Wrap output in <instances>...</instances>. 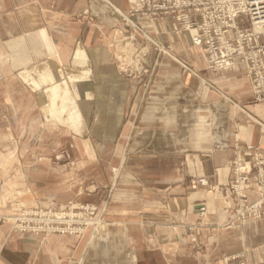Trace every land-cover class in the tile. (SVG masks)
<instances>
[{"label":"crops","instance_id":"1","mask_svg":"<svg viewBox=\"0 0 264 264\" xmlns=\"http://www.w3.org/2000/svg\"><path fill=\"white\" fill-rule=\"evenodd\" d=\"M136 5L0 0V206L9 205L0 210L57 199L28 185L27 168L37 170L35 184L54 173L37 156L28 160L21 143L28 134L42 141L44 120L70 137L62 147L68 157L83 153L76 167L102 166L98 179L82 175L98 192L81 199L99 207L106 199L102 221L80 238L16 233L0 222V264H221L241 250L252 264H264V218L236 223L230 199L187 186L194 176L226 182L223 164L235 133L264 142L252 119L264 121V102L252 100L241 64L236 72L209 69L205 53L187 31H175L169 15H131L148 38L136 30L130 47L127 37L117 43L120 13ZM144 38L171 48L155 49L151 40L143 46ZM43 145L31 150L50 151ZM111 166L117 172L110 174ZM188 230L202 254L189 248Z\"/></svg>","mask_w":264,"mask_h":264},{"label":"built area","instance_id":"2","mask_svg":"<svg viewBox=\"0 0 264 264\" xmlns=\"http://www.w3.org/2000/svg\"><path fill=\"white\" fill-rule=\"evenodd\" d=\"M132 12L151 20L162 15L175 19L178 24L175 31L189 33L191 43L205 53L211 70L236 72L241 64L252 100L264 102V0H137ZM132 25L142 31L138 22ZM181 66L192 70L184 62ZM257 122L259 130L264 132V123ZM231 150L225 165L228 172L225 183H209L205 176H194L189 178L188 186L209 187L219 194L221 189L231 201L232 220L261 219L264 217V147L236 135ZM104 207L105 200L100 207L80 199L61 202L58 206L38 204L33 209L20 210L18 218L25 221L19 219L16 228L40 234L79 236L86 228L95 229L100 224Z\"/></svg>","mask_w":264,"mask_h":264},{"label":"rangeland","instance_id":"3","mask_svg":"<svg viewBox=\"0 0 264 264\" xmlns=\"http://www.w3.org/2000/svg\"><path fill=\"white\" fill-rule=\"evenodd\" d=\"M120 15H121L120 21L122 23V27H121V29L118 28L117 26L114 27L113 36L115 37L114 39L116 40L117 43H119V41L122 38L127 37L128 38V41L126 43L127 45H125V44H123V45L127 46V47L128 46L130 47V45L132 44L130 37H133L136 34V30H138L132 25V23H136V21L132 19L131 15H136V14H133L132 9H131V10H129L126 13H122L121 12ZM149 20H151V19H149ZM141 32H142L143 36H146L148 38V36L146 35L145 32H143V31H141ZM120 37H122V38H120ZM129 38H130V40H129ZM147 40L145 39V42L142 44L143 46H147L149 44L148 41L151 40L150 43H151L152 47H154L155 49H157V48H162L163 49L164 48L167 52H169V50L171 48V45L168 46V45H166L164 43H163L164 44L163 45L162 43H160L158 41H155V40H152V39H149L148 41ZM157 45H158V47H157ZM142 57L143 56L134 55L133 56L134 64L135 65L142 64L141 63L142 61L139 62V59L142 58ZM176 62H178L181 65V62L186 63L187 61L183 60L182 58L181 59L179 58V59L176 60ZM209 84L212 85V87H213V84H211V83H209ZM255 103H262V102H255ZM254 118L257 121H259L260 123H264L263 120L255 117V116H254ZM257 121H254V124L256 125V129L259 132H261L259 130L260 124ZM41 125H43V127H41L42 128V132L46 133V134L42 135L43 136L42 141H40V139L38 138V137H40L38 134H35V135L34 134H28L23 139H21L22 140L21 143H24V144H26L29 147L28 151L26 152L28 160H33V159H35V156H37L39 161L40 162L42 161L43 168H46L47 169L46 171H51L54 174L52 176L51 175L47 176L46 179L44 178L43 181H42V184H40V183H36L35 184L33 182L35 181L34 180L35 179V173H36L37 170L36 169L33 170V168L32 169L31 168H27V176H28V180L30 181V183L28 185L32 186V187L43 186L44 191H46L48 194H51V191H53L55 193V196L57 197V199L45 200V201H43L44 203L47 202L48 204H51V203L55 202V204H57V206H58V205H60L61 202L66 203V201L68 202L69 200L71 201L72 199H74V200L75 199H77V200L80 199L82 201L95 203L92 200L90 201V200L81 199L82 195L84 197H87V196L88 197H92L95 193L98 192L97 190H95V187H92L90 184H86V182H85L86 178H84V180H83L82 175L84 176V173L86 172L88 180L89 179H98L101 176L102 166L99 167L98 163L94 162L95 166L94 167H90L89 169L88 168L84 169L82 167L81 168L80 167H76L75 166V162H73V161L84 160V159H81V158L79 159V157H78V155L79 156L83 155V153H80V154L79 153H75V158H74V157H68V155H70V154L65 152V151H63L62 147H63V145L70 143L67 140L70 137L63 136L61 134H57L58 132L60 133L61 131H63V130H61L62 127H60L58 125H52L50 122H48L46 120L41 121ZM261 133H264V132H261ZM53 134L57 135V137L53 136ZM236 135L240 137V135H238L237 133L234 134V137H236ZM241 139H243V138H241ZM233 140H234V138H233ZM243 140H248V139H243ZM250 141H252L254 144H261L264 147V142L254 141V140H250ZM42 144L45 145V146L44 145L42 146L43 148H48L50 151H45V149H43L44 150L43 152H38V151H32L31 150V149L34 150L36 148L35 147L36 145H42ZM49 146H54V148H51ZM231 154H232V150H231ZM230 157H231V155L224 162V164H223L224 166L226 165V162H227V160ZM50 162H53V163H50ZM89 162H87V163H89ZM115 167L116 166H111V168H108V169L111 170L110 174L115 173V171L117 172V168H115ZM38 171L40 172L41 169H39ZM42 171H43V169H42ZM86 175H85V177H86ZM62 181H64V182H62ZM57 182H59V183L55 184ZM31 183H33V184H31ZM209 183H216V182H209ZM219 184H221V183H219ZM187 186H188V183H187ZM188 188H189V186H188ZM203 188L205 189V191L211 192L213 196L215 195L217 197H220V198H223V199H227L221 189H220V194H219V193H215L214 190L209 189V187H203ZM32 189H35V188H32ZM189 189H191V188H189ZM191 190H196V189H191ZM253 196L254 195H251V198H253ZM106 197H108V194L106 195ZM37 205L34 204V205H31V206H22L14 213H8V210L2 209V210H0V222L8 224L9 225V229L11 231H13V232H16V233L29 232V233H33L35 235H41V236L50 234V233L40 234V232L38 233L35 230H27V231L23 230V231H21V230L16 228L18 226L17 223H20L19 219L21 221H25L24 219L18 218L19 217L18 214L21 212L20 210H22V209L28 210V209H31V208L33 209ZM44 205H46V204H44ZM3 207L6 209V208H9V205H7V203L6 204H2L0 206V208H3ZM33 217L34 216L31 215V218H33ZM27 218H30V216H27ZM263 218H261V219H263ZM230 219H231V215H230ZM261 219H256V220H253V221H251V220H249V221H241V220H239L237 218L236 219L233 218V220L232 219L231 220L236 222V223H239V224H245V223L259 221ZM203 223L207 224L206 221L203 222ZM194 224H197V222L193 223L192 225H194ZM96 228L97 227H95V229ZM188 228L192 229V226H190ZM95 229H93L92 226L86 228L85 232L83 234L79 235V238L82 237L85 234H89V233L93 232ZM185 236H186V240H187L188 244H190L189 248L191 250H193L194 247H196L197 248L196 254L197 255L198 254H202L201 245H197L196 246L195 244H193L194 243L193 242L194 241V237H193L192 233H189V230H188V232H186ZM76 237H78V236H76ZM77 261H79V260H77ZM199 264H207V262L205 260L204 261L201 260V262ZM221 264H252V263L247 259L245 252L243 250H241V251H238V252H235V253H231V254L225 255L223 257V259H222Z\"/></svg>","mask_w":264,"mask_h":264},{"label":"bare ground","instance_id":"4","mask_svg":"<svg viewBox=\"0 0 264 264\" xmlns=\"http://www.w3.org/2000/svg\"><path fill=\"white\" fill-rule=\"evenodd\" d=\"M127 41H128V38H125L124 40H123V43L125 44V42L127 43ZM130 43V42H129Z\"/></svg>","mask_w":264,"mask_h":264}]
</instances>
